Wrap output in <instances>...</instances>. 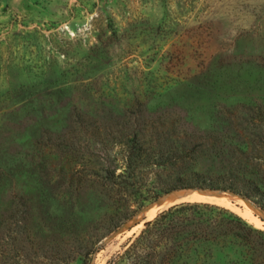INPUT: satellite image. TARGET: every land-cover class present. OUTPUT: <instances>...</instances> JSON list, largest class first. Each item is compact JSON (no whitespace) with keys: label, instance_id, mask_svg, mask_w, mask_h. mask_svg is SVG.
<instances>
[{"label":"rangeland","instance_id":"rangeland-1","mask_svg":"<svg viewBox=\"0 0 264 264\" xmlns=\"http://www.w3.org/2000/svg\"><path fill=\"white\" fill-rule=\"evenodd\" d=\"M128 128L194 145L202 171L235 159L238 145H264V0H0V264L43 245L52 264L57 201L71 189L62 153L78 150L79 189L91 171L127 175L134 142L108 134ZM222 196L204 202L264 231V211ZM143 216L104 239L91 264L122 254ZM240 260L235 250L215 262Z\"/></svg>","mask_w":264,"mask_h":264},{"label":"trees","instance_id":"trees-1","mask_svg":"<svg viewBox=\"0 0 264 264\" xmlns=\"http://www.w3.org/2000/svg\"><path fill=\"white\" fill-rule=\"evenodd\" d=\"M116 133L121 136V147L126 145L122 143L124 139L134 142L127 149V175H116L109 168L102 169L101 176L91 171L85 177L89 189H79L83 181L77 169L78 150L73 146L61 155H69L71 189L60 191L57 201L58 217L51 227L55 233L50 247L52 264H91L104 239L147 205L172 192L198 189L232 193L264 211V145L255 141L238 145L235 159L221 160L217 169L208 167L202 171L196 147L168 143L173 133L167 135L171 134L167 130L128 128L112 130L108 135ZM147 181L152 188L145 189ZM99 183L103 189H92ZM0 227L2 231V224ZM263 241L264 231L255 229L230 209L212 203L185 202L171 206L147 223L127 249L108 264H202L203 258L210 261L208 264H216L217 255L227 257L229 251L235 250L242 257L240 263H235L263 264ZM39 250L41 254L37 256L17 247L14 264H31L32 255L37 257V264H46V246Z\"/></svg>","mask_w":264,"mask_h":264},{"label":"bare ground","instance_id":"bare-ground-1","mask_svg":"<svg viewBox=\"0 0 264 264\" xmlns=\"http://www.w3.org/2000/svg\"><path fill=\"white\" fill-rule=\"evenodd\" d=\"M225 198L224 196L213 195V194H190L185 192L172 193L162 197L159 201L149 207L145 215L147 220L154 219L159 213L168 207L175 205L183 201H205V202H220V199Z\"/></svg>","mask_w":264,"mask_h":264},{"label":"water","instance_id":"water-1","mask_svg":"<svg viewBox=\"0 0 264 264\" xmlns=\"http://www.w3.org/2000/svg\"><path fill=\"white\" fill-rule=\"evenodd\" d=\"M180 192H185V193H190V194H193V195H196V194H213V195H219V196H222L223 194H229V195H231V196H233V197H237V198H239V199H242L243 201H247V200H244L243 198H241L240 196H238V195H236V194H232V193H222V192H214V191H208V190H198V189H193V190H184V191H177V192H175V193H180ZM169 195V194H168ZM160 200V199H159ZM159 200H157V201H159ZM156 201V202H157ZM156 202H154V203H156ZM184 202H204V201H183V202H180V203H184ZM249 203H251L252 205H254L252 202H250V201H248ZM154 203H152V204H150L148 207H145L142 211H140L131 221H129L124 227H123V229L127 226V225H129L130 223H132L137 217H140V216H143V214H145L146 212H147V210L149 209V207L151 206V205H153ZM180 203H177V204H180ZM176 205V204H175ZM172 206H174V205H172ZM255 206V205H254ZM171 207V206H170ZM170 207H168V208H170ZM256 207V206H255ZM167 208V209H168ZM167 209H165V210H167ZM165 210H163V211H165ZM163 211H161V212H163ZM160 212V213H161ZM159 213V214H160ZM158 216V215H157ZM145 217L143 216V222H144V225H147V223H149L150 221H152V220H147V218H145ZM122 229V230H123ZM122 230H119V231H122ZM117 233H119V232H117Z\"/></svg>","mask_w":264,"mask_h":264}]
</instances>
